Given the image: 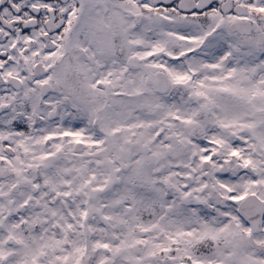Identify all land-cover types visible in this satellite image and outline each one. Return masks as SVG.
<instances>
[{
  "label": "snow or ice",
  "instance_id": "obj_1",
  "mask_svg": "<svg viewBox=\"0 0 264 264\" xmlns=\"http://www.w3.org/2000/svg\"><path fill=\"white\" fill-rule=\"evenodd\" d=\"M0 264H264V0H0Z\"/></svg>",
  "mask_w": 264,
  "mask_h": 264
}]
</instances>
